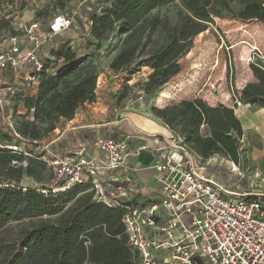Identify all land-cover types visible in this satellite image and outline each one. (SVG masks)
<instances>
[{"label":"trees","instance_id":"obj_1","mask_svg":"<svg viewBox=\"0 0 264 264\" xmlns=\"http://www.w3.org/2000/svg\"><path fill=\"white\" fill-rule=\"evenodd\" d=\"M103 1L99 9L92 10L88 15L84 32L85 37H91L97 43L107 40L117 28L129 30L144 13L175 0ZM244 1L247 4L264 3V0ZM182 2L187 13L181 16L177 25L167 28L164 44L140 59L139 45H130L118 52L109 69L113 72L128 70L137 59L135 68H149L151 71L146 81L137 85L144 93L151 94L180 73L179 60L191 50L198 35L214 26L216 19L235 16L229 0ZM80 28H83L82 25ZM53 55L61 58L67 67L59 73L50 74L47 72L49 66L42 64L37 73L36 95L24 99L27 110L34 109V119L40 122L45 119L70 121L82 105L96 100L98 82L94 74L60 89V83H65L71 70L79 65L70 44L63 43ZM249 68L254 80L236 93V102L264 107V68L254 63ZM137 71L131 70L130 74ZM153 113L200 159L220 155L239 164L240 141L244 131L234 108L222 104L211 106L196 98L154 109ZM55 128L52 123L51 129ZM16 132L31 144L27 143L26 150L34 154L39 140L35 121H29L22 126L20 133ZM2 137L7 142L12 140L6 134ZM25 159L22 153L0 148V228L10 220L60 213L71 199L83 194L59 214L56 222H41L25 231L15 246L0 239V255L3 254L0 264H135V254L127 245L122 217L125 207L141 206L138 194L117 207H108L93 200L92 193L86 192L89 191L87 185H74L56 192L44 186H23L21 182L24 178L40 183L41 174L47 166L35 157H28L24 166L21 163Z\"/></svg>","mask_w":264,"mask_h":264},{"label":"rangeland","instance_id":"obj_2","mask_svg":"<svg viewBox=\"0 0 264 264\" xmlns=\"http://www.w3.org/2000/svg\"><path fill=\"white\" fill-rule=\"evenodd\" d=\"M229 1L235 12L234 18L228 16L216 19L214 26L198 35L191 50L179 60L180 73L160 90L151 94L144 93L137 85L145 82L151 72L149 68H135L137 59L124 71L113 72L109 69V64L119 51L130 45H139L140 59L149 56L164 44L167 28L177 25L181 16L187 13L182 0H175L144 13L129 30L117 28L107 40L99 43L91 37L82 35L80 26L84 23L76 16L77 21L62 33V36L45 38L46 42L39 51L40 59L43 66H49L48 73H59L67 65L53 53L60 50L65 40H68L67 44L75 43L72 49L76 52L75 57L79 65L71 70L65 83H60V89L76 83L84 76L97 75L99 84L97 83L95 91V102L85 103L86 105H82L76 114L88 111L93 118L87 120L85 124L99 125L102 131H110L101 127L102 125L126 117L138 116L163 124L154 115L153 110L184 100L200 98L211 106L222 104L235 108L236 93L245 84L254 80L249 65L254 63L264 68V3ZM103 4V0H0V42L8 35L22 36L19 27L31 23H36L38 32L46 35L48 24L57 13L78 12L79 9L89 15L92 10L99 9ZM131 70L138 71L130 74ZM129 79L131 80L127 81ZM16 85L20 97L17 101L7 104L10 123L15 131L20 133L23 125L35 121L39 130L35 151L40 153L46 144L56 138V130L60 133L67 129V121L35 120L34 109L27 110L24 103L25 98L36 95L37 90L35 91L33 82L25 83L19 79ZM236 114L244 127V135L240 141L239 164L236 165L220 155H213L206 160L197 157V165L200 168L198 172L205 173L232 192L264 196V113L247 109ZM52 123L56 127L53 130ZM71 127L73 126L70 125L69 129ZM25 158L21 163L24 166L28 162V157ZM51 178V170L46 166L41 174L40 183L35 184L24 178L21 185L45 187L49 185ZM82 194L71 199L62 211L71 206ZM61 212L10 220L0 228V239L15 246L25 231L41 222H56ZM2 259L3 254L0 255V261Z\"/></svg>","mask_w":264,"mask_h":264},{"label":"built area","instance_id":"obj_3","mask_svg":"<svg viewBox=\"0 0 264 264\" xmlns=\"http://www.w3.org/2000/svg\"><path fill=\"white\" fill-rule=\"evenodd\" d=\"M74 18L57 13L46 35L31 23L19 27L22 36L8 35L0 42V148L43 161L52 171L45 186L51 191L87 185L93 200L108 207L119 206L136 190L119 183L108 188L106 176L138 152L150 151L159 157L154 177L161 194L145 205L125 207L122 217L135 264H264V196L232 192L198 172V156L178 136H143L150 144L136 149L128 139L102 136L95 141L101 156L89 159L81 153L59 156L47 147L34 154L26 150L28 141L10 123L7 104L20 97L17 80L38 82L45 38L66 32Z\"/></svg>","mask_w":264,"mask_h":264},{"label":"crops","instance_id":"obj_4","mask_svg":"<svg viewBox=\"0 0 264 264\" xmlns=\"http://www.w3.org/2000/svg\"><path fill=\"white\" fill-rule=\"evenodd\" d=\"M82 11L83 10L78 9V12L69 11L70 13H68L75 15L74 22L77 21L76 16L77 19L82 20L84 25H82L83 28H80V30L83 33L82 35H85V24L88 15L86 12L83 13ZM45 42L46 40H44L43 45ZM67 42L68 40L64 41V43ZM69 44L71 48H73L75 43ZM33 84L36 91L38 82H34ZM247 109L264 113V107L249 104L244 105L239 102H236L234 111L236 114L237 112L246 111ZM91 118H93L92 114L88 111L86 113L81 111L78 112L72 120L66 122L67 129L62 130L60 133L56 130V138L49 144H46L45 147L59 156H73L74 153H81L85 158L89 159L101 156L96 149L95 141L102 136L113 138L115 140L128 139L132 148L136 149L141 145L150 144V142L143 138V136L170 134L163 124L155 123L148 118L138 116H135V118L126 117L122 120H119L118 118L116 122H108L101 126L108 130L110 129V131H102V129H99V125L94 126L91 124H85V122ZM240 121L242 123L241 119ZM70 125L73 127L69 129ZM158 162L159 157L156 154L150 151L138 152L136 156L128 159L127 164L123 168L117 169L106 176L105 186L113 188L119 183L130 189H135L136 193H132L130 197L138 194L139 203L145 205L149 200L158 199L161 194L160 187L154 177V168Z\"/></svg>","mask_w":264,"mask_h":264}]
</instances>
